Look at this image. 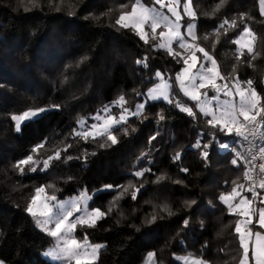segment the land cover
I'll list each match as a JSON object with an SVG mask.
<instances>
[{
    "label": "trees",
    "instance_id": "trees-1",
    "mask_svg": "<svg viewBox=\"0 0 264 264\" xmlns=\"http://www.w3.org/2000/svg\"><path fill=\"white\" fill-rule=\"evenodd\" d=\"M259 1L225 0L219 9L220 0H190V5L196 44L216 60L229 82L237 77L252 80L264 106V15ZM141 2L153 4V0ZM132 3L135 0H37L32 6L28 0H0V260L4 264H52L41 255L52 239L26 211L35 189L47 185L55 190L46 188V195L58 199L85 190L91 197L89 208L107 213L93 227L77 225L73 234L102 245L94 264H143L149 253L154 254L153 264H181L182 256L206 264L240 260L234 230L238 216L219 199L233 187L246 188L240 145L235 134L209 125L196 102L180 91L175 75L183 67L182 59L156 48L158 38L146 44L134 30L115 23ZM225 20L229 23L217 32ZM245 25L254 34L255 59L247 49L240 50L241 56L233 43ZM173 49L180 50L176 44ZM85 56L87 60L79 63ZM145 57L147 67L137 63ZM158 70L171 84L172 103L148 102L141 115L110 129L116 144L108 134L87 140L74 135L81 121L92 123L104 109L111 107L116 114L119 107L112 105L121 95L125 97L121 108L132 109L157 81ZM177 101L196 115L181 111ZM41 108L45 111L15 129L13 115ZM198 140L211 144L207 161L194 147ZM222 143L229 148L220 147ZM40 144L44 147L33 153ZM56 150L61 151V160H53L47 170H40L42 164L35 172L23 166L21 174L14 167L28 155L43 161ZM235 151L241 153L237 165L231 163ZM177 153L180 156L174 159ZM68 155L73 159L62 162ZM145 169L151 171L134 175ZM129 183L133 187L117 200L123 191L118 186ZM106 185L113 188L105 189ZM136 189L133 200L131 191Z\"/></svg>",
    "mask_w": 264,
    "mask_h": 264
},
{
    "label": "snow or ice",
    "instance_id": "snow-or-ice-1",
    "mask_svg": "<svg viewBox=\"0 0 264 264\" xmlns=\"http://www.w3.org/2000/svg\"><path fill=\"white\" fill-rule=\"evenodd\" d=\"M37 0H28V3L32 6H36ZM225 0H220V4L216 5V8L219 9ZM23 3V0H21ZM155 4L160 5L161 8L167 7L168 11L175 17V21L169 19L168 16L164 15L162 12H159L154 7H146L141 3V0H135V3L131 4V10L122 13L119 18L115 21L117 25L124 29H131L136 32V34L143 40L146 44L149 43L147 38L148 34L145 32V25H149L151 28L152 39L156 40L157 29L164 26L166 31L159 32L160 42L155 45L158 49H165L169 55L174 56V58L179 57L183 60V67L175 75V80L179 84L180 90L184 93L185 96L189 97L192 101L196 102V107L199 108L200 112L205 116H210L211 119L207 121L212 127H219V131L225 133L226 135L235 134L238 137H242L244 140H248L249 136H255L256 134V120L257 116L261 112H264V106L261 105V98L258 93L252 87L253 81L248 80L246 84L248 87H240V81L237 78H233L231 81V86L228 78L221 75L218 71V66L216 60L206 51L203 47H200L197 44H190L186 39L185 35L181 33V24L180 21L182 17L177 12L176 6L169 4L165 5L164 0H154ZM175 4H179V0H175ZM261 14L264 15V0H261ZM127 7V6H124ZM185 14L189 17L195 18V12L190 10V0L185 4ZM27 6L25 11H27ZM243 15V14H241ZM229 21L225 20L217 29V32L221 28H224L225 24H228ZM231 26H236V21L231 22ZM195 23H188L186 28V34L191 37L192 41H196L197 37L195 34ZM253 36L254 34L250 32V29L245 25L243 32L240 34V37L235 39L233 43L239 45L237 52L240 55H243V52L240 51V48L246 47L247 52L252 54V59H255V56L258 53H254L252 43L243 44L242 41L245 35ZM207 37H205L206 39ZM178 42V47L184 49L185 52L189 55H184L181 52L174 51L172 44L173 42ZM196 51H199L203 54L205 61H210L211 66L205 67L204 64L200 65V68L196 71V65L198 63V57L196 56ZM147 57L143 61L138 60L137 63H143L147 67L146 63ZM180 59H177V63L180 62ZM239 60V56L237 57ZM87 60V57H82L79 63H83ZM79 66V64H77ZM157 78H161V83L157 84L153 88H149L147 92V97L155 101L162 98L164 101L172 103L169 97V88L170 85L167 81L163 80L162 73L158 70L155 73ZM218 81H224V83H218ZM234 89V91H233ZM209 91L213 92L214 95L209 96ZM223 94L226 97H234L235 95L239 96V103H233L232 99H225L221 101L219 99L220 95ZM139 95V94H138ZM201 97L204 99L202 100ZM213 101H215V107H213ZM125 103V97L121 95L114 104L123 105ZM176 106L180 108L181 111L187 112L190 116H195L192 108L187 107L186 105H181L179 101L176 102ZM54 107H59L55 105ZM145 107V104H137L136 112L131 113L136 115L140 112L141 109ZM45 109L37 110H28L23 112L21 115H13L11 118L15 121L16 130L19 131L21 127V122L35 117L39 112H44ZM107 112V109H105ZM124 113H128V109H124ZM125 114H121L120 121L125 120ZM243 118L241 120L240 118ZM94 119L99 120L100 116L97 114ZM164 116L160 115V120H163ZM120 121H115V123H120ZM81 126L83 122H80ZM112 126V117L104 120V127L97 134L102 135L109 132V128ZM91 128H98L97 124H92ZM74 135L80 136L83 139H88V132H75ZM107 139L111 141L112 144H116L118 141L114 135L108 134ZM155 139V137H153ZM104 145H101L103 147ZM44 145L40 144L33 148V153L37 152L38 149L43 148ZM67 147H71L69 144ZM195 148L201 149V157L207 161L211 147L210 143L201 144V141H197L194 145ZM220 147L228 149L229 145L227 143H222ZM67 149H64L66 151ZM261 158L264 159V147L260 148ZM93 155L95 153H92ZM180 153H177L174 159H178ZM236 158L232 159L231 163L237 165V158H241L240 152H235ZM73 157L68 155L65 157L64 161L67 162L72 160ZM256 159L253 156L252 160ZM53 160H61V151L56 150L54 156L49 155L47 159L43 161L36 159L34 160L33 155H28L26 158L21 159L16 162L14 165L21 174L24 173L23 166H29V171H37V167L42 164L40 167L41 171L49 169ZM246 163L251 164L252 161H246ZM261 173H264V163L259 165ZM146 171H151L150 169H145L143 171H136L134 175L136 177H142ZM182 171L187 172V169H182ZM244 176L246 179L251 180L252 184L248 188V191L252 192L253 199L259 195L256 192V182L252 179L250 175V170L245 171ZM72 177H68V180H71ZM162 179V177L157 178ZM180 183V181H177ZM235 183V182H233ZM123 189L119 196L116 197L117 200L123 197V195L129 192V189L133 187L131 183L127 186H118ZM142 187V185H141ZM237 187L243 188V185H238ZM237 187H233L232 191L227 194H222L219 199L220 201L227 205L230 212L233 214L239 215L241 217L235 224V233L238 235L239 247L242 249V257L239 260V264H250L249 252L251 249V261H254V264H264V232L253 229L250 225H253V216L256 215V210L249 207L253 203V200H249L247 197H242L238 203H233L240 193L237 191ZM259 187L264 189V180L259 182ZM47 189H54V185H47L37 187L35 189V195L31 197V202L27 206L26 211L37 218V224H40L45 231L49 233L50 236L57 238V245L50 250L47 255L52 256L53 258H64L69 262L74 261V264H94L97 253L101 245H92L89 244L87 237L84 239L78 240L75 238L74 231L77 228V225H87L89 227L95 226L97 220L102 219L107 215V213L102 212L100 208H93L91 211L88 210V202L91 199L86 193H81L78 197L66 201L58 200L56 195H45L44 202L37 204L40 200L41 195L46 192ZM112 185H106L105 189H112ZM131 191V198L135 200L137 198V192ZM83 201V209H81L80 202ZM264 203V201H261ZM194 203V202H193ZM67 206V207H66ZM167 206H165L166 208ZM55 209V211H54ZM112 209L109 208V212ZM73 211L83 212L82 215L77 216L74 220L70 221L69 218L73 216ZM169 214H171L169 212ZM156 219L155 216L152 217V221ZM149 221V222H152ZM54 222V228H48L49 223ZM188 224V221H185V225ZM259 229H264V207L259 208V218L256 220ZM63 241L62 246L59 241ZM191 255V254H190ZM149 258L153 257V253L148 254ZM185 259V264H188V258ZM0 264H4L3 260H0ZM191 264H202V261L193 259Z\"/></svg>",
    "mask_w": 264,
    "mask_h": 264
},
{
    "label": "rangeland",
    "instance_id": "rangeland-1",
    "mask_svg": "<svg viewBox=\"0 0 264 264\" xmlns=\"http://www.w3.org/2000/svg\"><path fill=\"white\" fill-rule=\"evenodd\" d=\"M188 2V0H186L185 2H181L180 0H179V4H175V0H164V3H165V5H169V4H172V5H174V6H176V8H177V12L180 14V16L182 17V19H181V21H180V24H181V29H180V31H181V33L182 34H184L185 35V39L190 43V44H196V41H192L191 40V37L190 36H188L187 34H186V28H187V24L188 23H195V21L193 20V18L192 17H189L188 15H186L185 14V4ZM142 3V2H141ZM143 4V3H142ZM144 5V4H143ZM146 7H154V8H156L159 12H162L164 15H166V16H168L169 17V19L170 20H172V21H175V17L168 11V8L167 7H164V8H161L160 7V5H158V4H155L154 3V0H153V4L152 5H150V6H148V5H145ZM261 7H262V4H261V0L259 1V9H260V11H261ZM190 10L192 11V9H191V5H190ZM196 25V24H195ZM160 31H166V29L164 28V26L163 25H161V27L160 28H158L157 29V33H156V37L158 38V40H157V44L160 42V40H159V32ZM145 32L148 34V36H147V38L148 39H150V38H152V33H151V28H150V26L149 25H145ZM251 32V31H250ZM195 34H196V29H195ZM197 37V36H196ZM240 37V35L237 37V38H239ZM236 38V39H237ZM249 42H251L252 43V46H253V36H249V35H245V37H244V39H243V41H242V43L243 44H247V43H249ZM174 44H176L177 46H178V42H173V44H172V47L174 46ZM237 45V44H236ZM240 46L239 45H237V48H239ZM180 49V48H179ZM242 49H247L246 47H243V48H240V50H242ZM165 50V49H164ZM178 52H181L182 54H184V55H189V53H187V52H185V50L184 49H180ZM196 56L199 58L198 59V63H197V65H196V69H193V71H196V70H198L199 68H200V65L201 64H204V66L205 67H210L211 66V63H210V61H205V59H204V57H203V54L202 53H200L199 51H196ZM156 77V76H155ZM163 77V76H162ZM156 79H157V81L153 84V85H151L149 88H153V87H155L157 84H159V83H161L162 81H161V78H157L156 77ZM163 80L164 81H167L168 82V84L170 85V88H169V96H170V89H171V84H170V82L167 80V79H165L164 77H163ZM240 81V80H239ZM241 83H240V87H242V88H247L248 87V85L246 84V82H242V81H240ZM218 83H224V81H218ZM178 84V83H177ZM230 86H231V82H230ZM178 87H179V84H178ZM149 88H147L146 89V91H145V93L143 94V97H142V99H141V101H139L137 104H141V103H143V104H146V103H148V102H152L153 100H151L150 98H148L147 97V92H148V89ZM180 89V88H179ZM181 91V90H180ZM233 91H234V89H233ZM182 92V91H181ZM183 93V92H182ZM183 95H184V93H183ZM211 95H214V93L213 92H211V91H209V96H211ZM189 98V97H188ZM201 99L203 100L204 98L203 97H201ZM219 99L221 100V101H223V100H225V99H232L233 100V103H235V104H238L239 103V96L238 95H235L234 97H226V96H224L223 94H221L220 95V97H219ZM155 101H164L162 98H160V99H158V100H155ZM136 104V105H137ZM136 105L132 108V109H128V113H124V109L125 108H121V105H118V104H114L113 103V105L112 106H117V107H119V110L117 111V113L115 114V113H113V112H111V107H109V108H106L107 109V112L105 111V109L99 114V116H100V119L99 120H96V119H94L93 120V122L92 123H86V122H84V121H81V122H83L82 123V126H81V123H80V125H79V128H78V130H77V132H88L89 133V137H96V136H100V135H98L97 133L99 132V131H101L102 129H103V127H104V120H106V119H108L109 117H112V126L109 128V131H110V129H112L113 127H115V126H117V125H119L120 123H124V122H126V120L129 118V117H131V116H134V115H132L131 113H135L136 112ZM213 107H215V101H213ZM197 108V107H196ZM197 110L200 112V110H199V108H197ZM142 112H143V109H141L140 110V112L138 113V114H136V115H141L142 114ZM40 113V112H39ZM38 113V114H39ZM201 113V112H200ZM121 114H125V120H123V121H120V116H121ZM203 116H205L203 113H201ZM262 114H264V112H261L260 113V115L259 116H257V118H261V115ZM209 119H211V117L210 116H207ZM31 118H33V117H31ZM30 118V119H31ZM241 120H243V118L241 117L240 118ZM26 121V120H25ZM115 121H120V123H115ZM22 122H24V121H22ZM21 122V123H22ZM92 124H97L98 125V128H96V129H93V128H91V125ZM15 129H16V127H15ZM109 132H107V133H104V134H108ZM103 135V134H102ZM236 136V135H235ZM237 137V136H236ZM238 142V141H237ZM237 147V145H233V149H235ZM262 147H264V146H262ZM236 152V151H235ZM237 187V186H236ZM232 191V190H231ZM230 191V192H231ZM237 191L240 193V195L239 196H237L236 198H235V200H233L232 202L235 204V203H238L239 202V200L242 198V197H247L249 200H253V203L251 204V205H249V207H251V208H253V209H255L256 210V215L255 216H253V225H250V227L253 229V231H256V230H259V231H262V232H264V229H259V226H258V224H256V220H258V218H259V208H261V207H264V203H262L261 201H264V194H262L261 196H260V198H258L257 200H254L253 199V195L252 194H249L248 193V191H247V189L246 188H239V187H237ZM229 192V193H230ZM81 193H86V191L85 190H81V191H79L77 194H75V195H73V196H70V197H66V198H64V199H58V200H62V201H66V200H70V199H74V198H76V197H78ZM87 194V193H86ZM46 195V193H43L42 195H41V198H40V200H38V202H37V204L39 205V204H41V203H43L44 202V196ZM88 195V194H87ZM89 196V195H88ZM90 197V196H89ZM91 198V197H90ZM89 202H90V200H89ZM89 202H88V210L89 211H91L92 210V208H89ZM80 207H81V209H83V201H81L80 202V205H79ZM227 206V205H226ZM67 207V206H66ZM228 208V207H227ZM54 211H55V209H54ZM228 211H229V209H228ZM229 213H231V214H233L232 212H230L229 211ZM83 214V212L81 211V212H76V211H73V216L72 217H70L69 218V220L70 221H72V220H74L77 216H80V215H82ZM236 215V214H235ZM238 216V219H237V221L238 220H240L241 219V217L239 216V215H237ZM31 217L33 218V221H34V223H35V226L38 228V229H40L42 232H44V233H46V234H48L49 235V233L47 232V231H45L44 230V228L40 225V224H37V222H36V219L37 218H35V217H33L32 215H31ZM48 228H54V222L53 223H49V225H48ZM50 236V235H49ZM51 237V239H52V244L49 246V247H47L42 253H41V255L45 258V259H47L48 261H50L52 264H74V261H72V262H69L67 259H64V258H59V259H57V258H53L52 256H49V255H47V253L50 251V250H52L56 245H57V243H58V241H57V238H55V237H52V236H50ZM82 241V240H81ZM59 243H60V245L62 246V244H63V241L61 240V241H59ZM89 244H92V243H90L89 242ZM92 245H99V244H92ZM102 248V245H101V247L99 248V250ZM99 250H98V252H99ZM97 256H98V253H97ZM97 256H96V259H97ZM188 258V264H191V260H193V259H195V258H193V257H190V256H182V257H180L179 258V261H180V263L181 264H185V259L184 258ZM241 257H242V249H241ZM240 257V258H241ZM95 259V260H96ZM249 259H250V264H254V261H251V249H250V252H249ZM198 260V259H197ZM201 261V260H200ZM153 262H154V260H153V257H151V258H149V256L147 255L146 257H145V260H144V262H143V264H153ZM202 264H206L205 262H203L202 261ZM237 264H239V261H238V263Z\"/></svg>",
    "mask_w": 264,
    "mask_h": 264
},
{
    "label": "built area",
    "instance_id": "built-area-1",
    "mask_svg": "<svg viewBox=\"0 0 264 264\" xmlns=\"http://www.w3.org/2000/svg\"><path fill=\"white\" fill-rule=\"evenodd\" d=\"M256 134L255 136H249L248 140H244L242 137H236L241 151L243 153V157L246 161H252L251 164L246 163V168L243 171L242 174V180L246 186V189L251 186L252 181L245 178L244 173L245 171L250 170V175L252 179L256 182V192L259 193L257 197H255L254 200H256L261 194H264V189L259 187V182L261 180H264V173L260 172L259 165L261 163H264V159L261 158L260 148L262 147V141L264 137V121L261 118H257L256 122ZM253 156L256 157V159L253 161ZM250 192V191H248ZM252 194V192H250ZM253 195V194H252Z\"/></svg>",
    "mask_w": 264,
    "mask_h": 264
}]
</instances>
